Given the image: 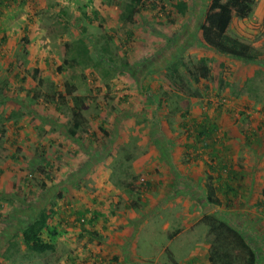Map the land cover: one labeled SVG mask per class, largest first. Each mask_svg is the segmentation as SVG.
Segmentation results:
<instances>
[{
    "label": "rangeland",
    "instance_id": "1",
    "mask_svg": "<svg viewBox=\"0 0 264 264\" xmlns=\"http://www.w3.org/2000/svg\"><path fill=\"white\" fill-rule=\"evenodd\" d=\"M7 2L0 7V264H210L207 216L215 215L237 226L264 264V0L229 29L259 53L248 65L202 44L209 0H143L132 28L127 0ZM75 56L80 69L60 72ZM203 59L209 81L197 80ZM70 85L86 104L85 130L75 137ZM55 92L64 105L47 101ZM219 108L223 145L208 141L204 149L193 122ZM247 122L260 134L251 146ZM219 160L233 164L235 184L250 192L213 208L203 188L219 194L222 182L209 170ZM42 208L55 211L61 233L53 251L38 255L21 229Z\"/></svg>",
    "mask_w": 264,
    "mask_h": 264
},
{
    "label": "trees",
    "instance_id": "2",
    "mask_svg": "<svg viewBox=\"0 0 264 264\" xmlns=\"http://www.w3.org/2000/svg\"><path fill=\"white\" fill-rule=\"evenodd\" d=\"M127 1H130V3L126 6L127 15L124 21L127 23V27L132 28L135 16L139 12L137 7L143 5V0ZM256 1L257 0H209L204 20L200 28H198L201 34L200 38L202 44L217 55L235 59L236 61L242 62V65L255 63L259 53L255 54L253 48L245 46L240 43L238 39L231 38L229 29H231V26H233L235 22L243 23L248 21L254 10ZM7 3V0H0V7L5 6ZM174 7L182 16L186 15L188 11L186 3L183 1L174 3ZM106 51L107 50H104V52ZM82 58L84 61L86 59L89 60L88 50L83 52ZM81 65L78 57L75 56L65 60L62 67L59 68V71H66L68 74H71L73 70L80 69ZM41 73L42 71L40 69L34 70L38 85L43 83ZM174 73H177V70H175ZM197 75H199L197 80L203 79L209 81L211 73L207 66L206 59L201 60L200 66L197 69ZM68 93L73 97V109L71 110L72 122L69 133L75 137L77 131L85 130L86 119L83 115V109L86 107V104L84 99L79 97L76 87L71 85L68 86ZM194 96L200 97L201 95L194 93ZM46 99L49 102H53L54 105L55 102L58 105L60 103L64 105L66 102V97L61 92H55L52 96L47 95ZM221 111H223V108H219V112L214 118H211L209 113L205 112L202 121L197 122L195 120L193 122V129L198 133L195 139L202 143L204 149L211 148V144L213 146L218 145L220 148L223 145L219 138L221 125L218 122ZM243 127L244 140L247 143L246 146H251L253 145L252 141L259 138L260 134L258 131L256 132L253 130L252 122L245 123ZM189 135L192 139V132ZM208 141H212V143L208 145ZM218 154L219 152H214L213 158H217ZM224 160L226 161V159ZM216 165L219 167L216 168L214 165L209 166V170L217 177H212L213 180H221L220 183H222H219L220 192L217 195V188L213 186H208V189L203 188L204 197H206L205 202H207L209 206L216 208L223 207L225 204L229 206L232 204L233 200L238 199V197L248 198L250 187H243L235 184L237 172L234 171L233 164L228 162L224 163L219 160ZM43 187H46V185L44 184ZM223 191H225V193H223ZM219 195H222L221 197H223L225 203L222 202V198L219 197ZM54 214V210L48 211L42 208L39 210L37 216L21 229L23 243L33 253L43 255L55 249L53 241L59 237L61 232H58V229L53 224ZM207 220L210 228L209 236L214 237L209 252L208 262L210 264H259V257L255 248L250 245L246 236L243 235L242 231L237 226L230 222L221 221L216 215L215 217L207 216ZM88 234L93 239L97 238V235H94V233ZM115 260L117 261L118 259L116 258Z\"/></svg>",
    "mask_w": 264,
    "mask_h": 264
}]
</instances>
